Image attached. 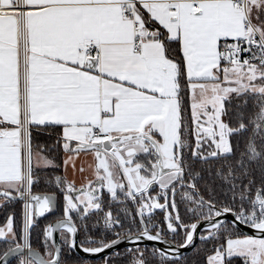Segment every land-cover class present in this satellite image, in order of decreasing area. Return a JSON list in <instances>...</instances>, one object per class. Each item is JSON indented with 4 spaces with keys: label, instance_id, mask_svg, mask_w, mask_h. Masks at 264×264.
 <instances>
[{
    "label": "snow or ice",
    "instance_id": "obj_1",
    "mask_svg": "<svg viewBox=\"0 0 264 264\" xmlns=\"http://www.w3.org/2000/svg\"><path fill=\"white\" fill-rule=\"evenodd\" d=\"M54 126L95 179L54 177L41 251L31 231L58 197L33 188L59 165L33 132ZM210 160L219 184L201 183ZM17 200L0 264H187L197 239L207 264H264V0H0V206Z\"/></svg>",
    "mask_w": 264,
    "mask_h": 264
},
{
    "label": "trees",
    "instance_id": "obj_2",
    "mask_svg": "<svg viewBox=\"0 0 264 264\" xmlns=\"http://www.w3.org/2000/svg\"><path fill=\"white\" fill-rule=\"evenodd\" d=\"M183 107L187 113L188 117V122L191 125V111H190V99H189V92H186L184 94V101H183ZM225 107H229V105L225 104ZM222 119H227L226 117H222ZM62 135V129L60 126H54V127H42L38 130H34L33 132V143L34 145H46L50 151L46 150L44 152V155L48 156L49 158H53L55 161V164L59 165L57 168H43L38 171V175L41 177L39 184L35 185L33 188V192H48V193H53L55 192L57 197H58V206L56 209V212L52 215L42 217L41 219L36 220V226L32 229L31 231V242L33 247L39 248L41 251H43L42 247V239L44 235V227L56 217H60L63 215V194L58 192L57 189L55 188V182H54V177L55 176H62L64 177V174L62 172V160H63V153L65 152L62 148V143L63 141L61 140L59 144L56 143L57 138ZM235 143V141H234ZM241 149L243 148V141H241L240 144ZM238 155V153H237ZM209 165H211V175L209 174V171L207 170V165L204 166L205 170L203 171V177L204 180L201 182L202 184L204 182H207L209 184H212L215 182V184H219L220 181L218 178L215 177V169L218 167L220 164L223 163L222 160H210ZM201 167L200 163H196V168L199 170ZM257 179L259 177V173H256ZM45 177L53 179V184L49 185L45 183ZM156 191H159L158 188H156ZM155 195V192L152 193ZM109 195L107 192L104 191L103 198L105 202L109 200ZM161 203H163V200H161ZM118 206V207H117ZM123 207V205L120 204H113L114 211H117L118 208ZM128 207L131 208L130 204ZM180 211L181 214L184 212L183 205L180 206ZM22 201H13L11 203H5L2 206H0V224H3L9 215L13 216L14 219V227L19 229V227L22 224ZM164 213L160 210H157L155 212L154 218L156 220H161L163 218ZM178 240L180 238H177ZM147 246L149 249L152 247L151 245L147 244H142L141 247ZM7 246L0 242V253H2ZM211 247V245H201L199 239H197V242L195 243L194 247H192L190 250L186 251L185 257L187 264H207L206 262V256L211 254L210 252H206L203 249H207ZM195 248H201L202 250L197 253L194 249ZM124 248H121L123 250ZM67 255V253H65ZM79 256L76 255L75 253L73 254V264L75 260H78ZM91 264H100L102 261L103 257L100 258H87ZM12 264H18L17 259L12 260ZM232 264H241V260L239 258L234 259L232 261Z\"/></svg>",
    "mask_w": 264,
    "mask_h": 264
},
{
    "label": "crops",
    "instance_id": "obj_3",
    "mask_svg": "<svg viewBox=\"0 0 264 264\" xmlns=\"http://www.w3.org/2000/svg\"><path fill=\"white\" fill-rule=\"evenodd\" d=\"M66 154H68V153H65L64 155H66ZM75 159H76L75 165H76V167H78L79 175L74 174L72 176L70 174V172H71L70 163L68 165L64 164L65 157L62 160V172L64 174V177H66L68 181L74 182L75 186L77 188H80L81 185H87L88 181L95 179V176H94L95 161H94L93 155L90 153H81ZM66 167H67V170H66ZM81 168H83L84 171H81L80 170ZM6 221L4 223H6ZM4 223L0 224V225H4Z\"/></svg>",
    "mask_w": 264,
    "mask_h": 264
},
{
    "label": "water",
    "instance_id": "obj_4",
    "mask_svg": "<svg viewBox=\"0 0 264 264\" xmlns=\"http://www.w3.org/2000/svg\"><path fill=\"white\" fill-rule=\"evenodd\" d=\"M34 194H39V195H44V194H47L48 192H41V193H39V192H33ZM56 212V211H55ZM55 212H52V213H49V214H46L44 217H46V216H49V215H52V214H54ZM42 218V217H41ZM41 218H37V219H41ZM56 218H58V217H56ZM55 220V219H54ZM53 220V221H54ZM53 221H51V222H53ZM245 231L246 232H248V234H254L253 233V231L252 230H249V229H245ZM197 242V240L195 241V243ZM156 244V246L157 247H165V245H163V244H159L158 242H152V241H145L143 244H147V245H151V246H153V244ZM142 245V244H141ZM126 246H128V245H121V248H125ZM192 247H190V248H187V249H184V250H182L184 253H186V251H188V250H190ZM77 255V254H76ZM78 256H86V254H84V253H79V255ZM90 257V256H89ZM100 257H102V255H97V256H94V257H92V258H100Z\"/></svg>",
    "mask_w": 264,
    "mask_h": 264
},
{
    "label": "rangeland",
    "instance_id": "obj_5",
    "mask_svg": "<svg viewBox=\"0 0 264 264\" xmlns=\"http://www.w3.org/2000/svg\"><path fill=\"white\" fill-rule=\"evenodd\" d=\"M189 99H190V93H189ZM190 111H191V100H190ZM65 154V152L63 153V159H64V157H65V159H67V156L69 155V154H66V155H64ZM75 161H76V159H75ZM70 169H71V172H70V174L73 176L74 174H78L79 175V171H78V167H76V165H75V167H73V165H72V163H70ZM66 170H67V167H66ZM84 186H87V185H84ZM81 187V186H80ZM22 216V215H21ZM22 222H23V216H22ZM5 224V223H4ZM0 226H3V225H0Z\"/></svg>",
    "mask_w": 264,
    "mask_h": 264
},
{
    "label": "built area",
    "instance_id": "obj_6",
    "mask_svg": "<svg viewBox=\"0 0 264 264\" xmlns=\"http://www.w3.org/2000/svg\"><path fill=\"white\" fill-rule=\"evenodd\" d=\"M23 213H24V205H23V202H22V216H23Z\"/></svg>",
    "mask_w": 264,
    "mask_h": 264
},
{
    "label": "flooded vegetation",
    "instance_id": "obj_7",
    "mask_svg": "<svg viewBox=\"0 0 264 264\" xmlns=\"http://www.w3.org/2000/svg\"><path fill=\"white\" fill-rule=\"evenodd\" d=\"M106 192V190H105ZM109 198V197H108ZM131 208L133 207L131 204H130ZM118 207V206H117ZM114 211V208L112 209ZM115 212V211H114ZM80 257V256H79ZM103 257V256H102ZM86 258H92V257H86Z\"/></svg>",
    "mask_w": 264,
    "mask_h": 264
}]
</instances>
